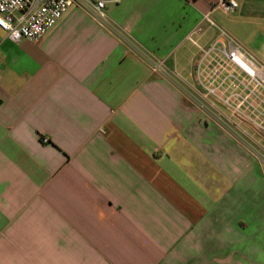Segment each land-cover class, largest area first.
Masks as SVG:
<instances>
[{"label":"crops","instance_id":"0c3cea01","mask_svg":"<svg viewBox=\"0 0 264 264\" xmlns=\"http://www.w3.org/2000/svg\"><path fill=\"white\" fill-rule=\"evenodd\" d=\"M219 1L108 2L114 29L71 4L35 42L0 29V264H264V132L187 95V37ZM237 1L214 22L264 63V0Z\"/></svg>","mask_w":264,"mask_h":264},{"label":"built area","instance_id":"2783aa9c","mask_svg":"<svg viewBox=\"0 0 264 264\" xmlns=\"http://www.w3.org/2000/svg\"><path fill=\"white\" fill-rule=\"evenodd\" d=\"M118 0H0V29L12 41H37L66 11L75 4L94 19L108 25L106 3ZM237 0H220L202 14V19L187 37L197 48L195 86L188 97L211 119L223 122L238 119L264 132V63L250 57L230 34L218 26L211 11L220 8L233 11ZM212 26L217 36L207 45L198 44L194 34L203 32L202 25ZM154 71L163 73L160 61L147 58ZM1 104V97H0ZM223 111L226 112L223 113ZM42 141L46 142L45 137Z\"/></svg>","mask_w":264,"mask_h":264}]
</instances>
